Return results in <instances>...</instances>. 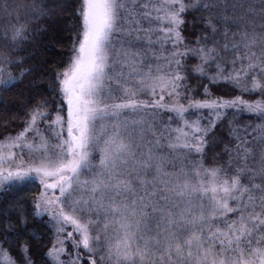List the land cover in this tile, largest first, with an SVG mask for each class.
Here are the masks:
<instances>
[{"label":"snow or ice","instance_id":"snow-or-ice-1","mask_svg":"<svg viewBox=\"0 0 264 264\" xmlns=\"http://www.w3.org/2000/svg\"><path fill=\"white\" fill-rule=\"evenodd\" d=\"M0 129V264H264V0H0Z\"/></svg>","mask_w":264,"mask_h":264},{"label":"trees","instance_id":"trees-1","mask_svg":"<svg viewBox=\"0 0 264 264\" xmlns=\"http://www.w3.org/2000/svg\"><path fill=\"white\" fill-rule=\"evenodd\" d=\"M52 20H53V23H54V25H55V27H56L57 29H59L60 27L63 26V25H61L60 22H59V20H60L59 15L53 17ZM53 47H54V50H55V52H56L57 54L62 55L63 52L67 50L68 45H64L63 47H61V46H59V45H53ZM57 62H58V61H57ZM9 105H10V107L13 106V105H14V101L10 99V100H9ZM10 131H13V132H14V131H16V130H15V129H10ZM4 135H6V133H4L2 129H0V139H2ZM24 191H25L26 196H27L29 199H31L32 196L35 194V189H34L33 187H31V186H29V188L25 189Z\"/></svg>","mask_w":264,"mask_h":264}]
</instances>
